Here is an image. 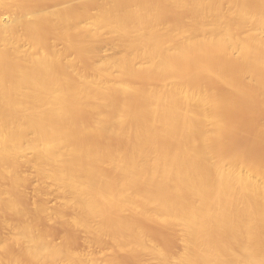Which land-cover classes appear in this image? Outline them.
Segmentation results:
<instances>
[{
    "label": "bare ground",
    "instance_id": "bare-ground-1",
    "mask_svg": "<svg viewBox=\"0 0 264 264\" xmlns=\"http://www.w3.org/2000/svg\"><path fill=\"white\" fill-rule=\"evenodd\" d=\"M120 255L264 264V0H0V264Z\"/></svg>",
    "mask_w": 264,
    "mask_h": 264
},
{
    "label": "rangeland",
    "instance_id": "rangeland-1",
    "mask_svg": "<svg viewBox=\"0 0 264 264\" xmlns=\"http://www.w3.org/2000/svg\"><path fill=\"white\" fill-rule=\"evenodd\" d=\"M102 50L103 51H101V53H103V55H109V53H110V55L111 54H113V51L115 50V49H113V47L111 46V45H108L107 47H106V45H104L103 47H102ZM112 50V51H111ZM104 53H106V54H104ZM244 136H242V135H232V134H227L226 136H225V138H224V141H223V143H232L234 146H238V147H240L241 145L243 146V143L244 144H246V142H248L247 141V139H249V138H247L248 137V135H245V134H243ZM246 138V139H245ZM257 148H258V146H257ZM259 148H260V146H259ZM26 166V167H25ZM24 166V171H25V173H26V168H27V175H28V177H29V183L27 184V186H26V191L29 193V194H33V192L35 191L34 190V188L36 189V185H38L37 183H39V186L40 185H42L43 184V182L42 181H40V178L38 177V175L34 172V171H32L33 170V168L32 167H29L28 165H25ZM31 168V169H30ZM30 174V175H29ZM36 175H37V177H36ZM41 183V184H40ZM32 192V193H31ZM53 195V196H56V194L54 193V192H52V193H46L44 196V198L46 199V201L47 202H49V205L51 204V206L52 205H55L56 204V202L55 201H59V198L56 196V197H53V196H49V195ZM58 199V200H57ZM56 230H57V228H56ZM78 237V235L76 236V237H74V238H77ZM80 237H81V235H79V238H77L78 240H79V242H78V240L77 241H75L74 240V243H75V246H76V242H77V244H79V245H77L78 247H76V249L78 250L79 248L81 249V250H83V252H86V253H84L85 255H86V257H95V258H100V257H102V256H105V255H108V254H110L111 253V250H110V248H107V247H105V248H103L102 249V247H97V246H92V249H91V246L90 247H87V248H84L81 244V239H80ZM57 241H60V239L58 240L57 239ZM174 242V241H173ZM174 246H176V244L174 243L173 244ZM89 248V250H92V251H90L89 252V250H87ZM93 248H95V249H93ZM101 248V249H100ZM87 251H86V250ZM98 249H99V251H98ZM108 249L110 250V251H108ZM101 250V251H100ZM98 252H100V254L98 253ZM93 253V254H92ZM108 253V254H107ZM91 254V255H90ZM103 254V255H102ZM93 255V256H92ZM120 257V259L121 260H123V261H126V262H128V263H131V264H135L134 262H132V260L129 258H127L126 256H124L123 257V255H120L119 256ZM146 258V259H145ZM144 258V260H143V262L141 263V264H158V262H157V260L156 259H154L152 256L150 257V255L149 256H147V257H145ZM131 260V261H130ZM145 261V262H144Z\"/></svg>",
    "mask_w": 264,
    "mask_h": 264
}]
</instances>
